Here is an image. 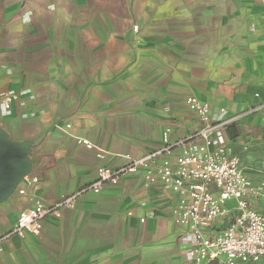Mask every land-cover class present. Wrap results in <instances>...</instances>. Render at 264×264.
<instances>
[{
	"label": "crops",
	"instance_id": "1",
	"mask_svg": "<svg viewBox=\"0 0 264 264\" xmlns=\"http://www.w3.org/2000/svg\"><path fill=\"white\" fill-rule=\"evenodd\" d=\"M6 93L16 99L0 125L33 141L39 170L0 204V238L30 197L49 206L86 189L99 167L119 170L161 149L165 130L172 146L199 143L188 97L212 119L241 116L225 132L237 155L263 139L264 0H0ZM178 202L143 172L125 174L46 217L38 234L2 242L0 264H192L188 230L172 218Z\"/></svg>",
	"mask_w": 264,
	"mask_h": 264
},
{
	"label": "built area",
	"instance_id": "2",
	"mask_svg": "<svg viewBox=\"0 0 264 264\" xmlns=\"http://www.w3.org/2000/svg\"><path fill=\"white\" fill-rule=\"evenodd\" d=\"M15 99L12 93L0 96V109L8 112ZM186 104L200 124L195 134L199 143L179 141L172 146L169 130H165L161 149L130 160L119 170L99 167L95 181L86 189L49 206L30 197L31 206L18 214L11 230L0 238V245L12 236L38 234L46 217L58 218L61 210L73 209L83 193L99 194L104 184H116L121 176L141 171L148 185L158 182L165 191L178 196L172 218L188 230L187 259L192 264H251L264 259V212L257 207L264 202V183L255 184L246 174L225 135L227 127L241 116L226 117L221 111L212 119L207 103L188 97ZM69 128L65 125L60 130L66 133ZM75 140L87 150H96L97 159L104 158V152L88 140ZM18 193L24 195L23 190ZM226 217L229 220L224 226L213 229Z\"/></svg>",
	"mask_w": 264,
	"mask_h": 264
},
{
	"label": "water",
	"instance_id": "3",
	"mask_svg": "<svg viewBox=\"0 0 264 264\" xmlns=\"http://www.w3.org/2000/svg\"><path fill=\"white\" fill-rule=\"evenodd\" d=\"M33 141H14L0 125V204L7 201L24 178H36L33 167Z\"/></svg>",
	"mask_w": 264,
	"mask_h": 264
},
{
	"label": "rangeland",
	"instance_id": "4",
	"mask_svg": "<svg viewBox=\"0 0 264 264\" xmlns=\"http://www.w3.org/2000/svg\"><path fill=\"white\" fill-rule=\"evenodd\" d=\"M251 144L250 147L242 148V153L238 155L241 161L245 160L243 163L245 170L252 175H257L259 182L264 183V138ZM251 264H264V259Z\"/></svg>",
	"mask_w": 264,
	"mask_h": 264
},
{
	"label": "trees",
	"instance_id": "5",
	"mask_svg": "<svg viewBox=\"0 0 264 264\" xmlns=\"http://www.w3.org/2000/svg\"><path fill=\"white\" fill-rule=\"evenodd\" d=\"M232 128H233V125H230V126L227 127V132L229 133V136H232V133H233V132H231ZM209 264H217V263L216 262H211Z\"/></svg>",
	"mask_w": 264,
	"mask_h": 264
}]
</instances>
